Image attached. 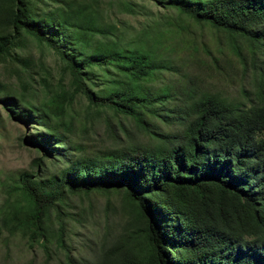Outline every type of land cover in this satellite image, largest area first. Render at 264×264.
Segmentation results:
<instances>
[{"label":"trees","instance_id":"16d2710c","mask_svg":"<svg viewBox=\"0 0 264 264\" xmlns=\"http://www.w3.org/2000/svg\"><path fill=\"white\" fill-rule=\"evenodd\" d=\"M16 1L15 28L53 47L70 79L38 103L13 105L19 119L40 126L25 139L59 165L20 171V198L0 215L10 231L46 237L45 221L67 193L115 190L127 211L121 231L93 261L66 253L68 264H264V71L251 95L243 90L246 101L198 93L193 73L183 72L189 82L177 89L161 79L186 70L167 53L177 44L164 40L165 29L129 33L78 8L40 19ZM158 1L241 36L252 57L264 55V0ZM14 37L0 34V53ZM7 92L0 83V98L11 104ZM79 94L87 109L75 127L69 107ZM105 111L133 120L145 140L106 115L114 142L83 141L76 129L86 131Z\"/></svg>","mask_w":264,"mask_h":264},{"label":"rangeland","instance_id":"374dc122","mask_svg":"<svg viewBox=\"0 0 264 264\" xmlns=\"http://www.w3.org/2000/svg\"><path fill=\"white\" fill-rule=\"evenodd\" d=\"M24 1L29 11L40 19L47 13L78 8L93 13L105 24L122 26L129 33L156 26L165 29L164 40L177 44L167 53L174 60L181 59L186 70L165 72L161 79L169 80L177 89H184L189 82L183 72L193 73L190 79L198 93L213 92L229 100L246 101L243 90L251 95L256 76L264 71V55L252 57L247 41L241 36L206 21H196L158 0ZM16 3V0H0V34L15 35L10 51L0 53V83L16 98L9 101L11 104L0 98V215L6 214L20 198L15 188L20 171L43 174L59 165L58 160L44 157L40 147L25 139L40 126L32 119H19L13 105L21 104L22 100L38 103L50 89L58 88L61 83L67 86L70 79L64 60L53 47L23 27L15 28ZM234 44L242 53L235 51ZM69 108L76 127L77 118L87 109L84 95H77ZM106 115L125 122L135 140H145L133 120L110 111L103 112L101 117L94 116L86 131L77 128L80 138L85 142L113 143L102 119ZM59 209L58 214L51 209L45 221L47 235L40 239L17 228L11 232L0 219V264H68L66 253L76 260L85 256L93 261L98 249L121 231L127 216L121 193L115 190L69 192Z\"/></svg>","mask_w":264,"mask_h":264}]
</instances>
